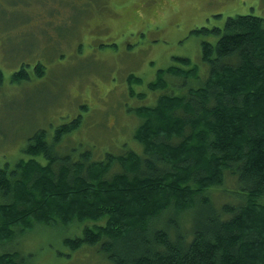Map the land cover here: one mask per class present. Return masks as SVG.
Returning <instances> with one entry per match:
<instances>
[{"label":"trees","instance_id":"trees-1","mask_svg":"<svg viewBox=\"0 0 264 264\" xmlns=\"http://www.w3.org/2000/svg\"><path fill=\"white\" fill-rule=\"evenodd\" d=\"M210 32L219 38L202 42L201 83L135 108L144 155L61 153L75 127L62 124L50 139L46 129L35 131L24 149L29 157L0 167V264L23 263L10 245L39 224L84 220L104 223L65 243L98 245L106 264H264V16L237 14L222 28L193 29ZM176 59L184 65L159 69L150 88L165 90L166 73L199 78L189 57ZM29 75L22 68L12 80ZM3 77L0 69V84ZM128 81L140 79L130 73ZM228 173L237 183L231 195L226 190L232 200L216 207L209 192ZM189 212L188 232L178 218Z\"/></svg>","mask_w":264,"mask_h":264},{"label":"rangeland","instance_id":"rangeland-1","mask_svg":"<svg viewBox=\"0 0 264 264\" xmlns=\"http://www.w3.org/2000/svg\"><path fill=\"white\" fill-rule=\"evenodd\" d=\"M237 14L264 16V0H0V167L29 157L24 149L35 131L46 129L50 139L62 124L75 127L64 134L61 153L89 151L96 160L129 150L144 155L135 136L143 117L135 108L200 84L208 67L202 42L219 36L193 29L222 28ZM177 56L189 57L199 78L166 73L165 90L150 88L159 69L184 65ZM22 68L29 78L12 80ZM130 73L140 81L130 85ZM236 184L228 173L224 186L210 190L216 207L232 200L227 191L231 195ZM189 213L178 218L188 232L195 218ZM95 223L104 220L39 224L10 248L22 264H106L98 245L79 251L65 243Z\"/></svg>","mask_w":264,"mask_h":264}]
</instances>
